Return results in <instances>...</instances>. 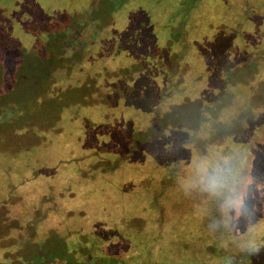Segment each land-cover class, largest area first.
I'll return each instance as SVG.
<instances>
[{
  "label": "rangeland",
  "instance_id": "rangeland-1",
  "mask_svg": "<svg viewBox=\"0 0 264 264\" xmlns=\"http://www.w3.org/2000/svg\"><path fill=\"white\" fill-rule=\"evenodd\" d=\"M111 259L264 264V0H0V264Z\"/></svg>",
  "mask_w": 264,
  "mask_h": 264
},
{
  "label": "clouds",
  "instance_id": "clouds-1",
  "mask_svg": "<svg viewBox=\"0 0 264 264\" xmlns=\"http://www.w3.org/2000/svg\"><path fill=\"white\" fill-rule=\"evenodd\" d=\"M203 183L205 191L220 199L225 224L231 220L233 211L236 219L246 214L247 192L252 181L237 162L230 158L216 162L211 172H205ZM251 247L255 249L254 244Z\"/></svg>",
  "mask_w": 264,
  "mask_h": 264
},
{
  "label": "flooded vegetation",
  "instance_id": "flooded-vegetation-1",
  "mask_svg": "<svg viewBox=\"0 0 264 264\" xmlns=\"http://www.w3.org/2000/svg\"><path fill=\"white\" fill-rule=\"evenodd\" d=\"M74 40H78L77 38H75ZM78 42V41H77ZM246 55V56H245ZM251 55H254V54H251ZM244 56H245V58H244ZM244 56L242 57V59H240V60H238L239 62H241V60L243 61V59H244V66L245 65H247V52H246V54L244 53ZM217 60H218V62H219V64L220 65H222V66H224L225 68H226V70H225V73H224V79H222V78H218V80H215L214 79V82L215 83H213V84H217V82H219L223 87L221 88V87H219V86H216L217 87V93H216V95H215V99H214V101L213 102H211L212 104H214V103H216V101L218 100V99H220V98H223V99H225L226 100V96H220V95H218V93L219 92H221V90L222 89H224V88H226V86L228 85V83L231 81V73L232 72H234V73H236L237 71H246L247 72V70H245V69H240V70H236V71H234V67H235V64L236 63H238L237 61H233V60H231V58H225V59H222V58H220V56H218L217 55ZM233 62L235 63V64H233ZM254 63H252L251 65H249V66H251L252 67V65H253ZM208 67H209V70H210V65L208 64ZM233 73V75H235ZM230 74V75H229ZM212 75H213V77L215 78L216 77V74H215V72H213L212 73ZM219 76V75H218ZM230 76V77H229ZM227 77H229L227 80H225V78H227ZM237 82H240V81H237ZM213 84L211 85V87H213ZM236 84H239V83H236ZM132 89H134V88H132ZM114 90V89H113ZM166 102H168V100L167 99H164V98H160V101L159 102H157V104H156V108H157V106H161L162 104H164V103H166ZM224 102V101H223ZM158 109V108H157ZM214 110V109H213ZM153 113L155 114V112H154V109H153ZM163 116H165V118L167 119V117H166V112H165V115L163 114ZM162 116V117H163ZM173 133V132H172ZM123 239V238H122ZM112 244H114V243H112Z\"/></svg>",
  "mask_w": 264,
  "mask_h": 264
},
{
  "label": "trees",
  "instance_id": "trees-1",
  "mask_svg": "<svg viewBox=\"0 0 264 264\" xmlns=\"http://www.w3.org/2000/svg\"><path fill=\"white\" fill-rule=\"evenodd\" d=\"M74 41H76L77 46H76V47H71V49H72V48L75 49V53H74L73 56L71 55L70 60L77 61L78 59H80V58L82 57L83 52H82V47H81V45H80V41H79V40H74ZM77 41H78V42H77ZM65 48L68 49V48H70V46H69L68 44H66V45H65ZM66 49H64V51H62V53H60V54H61L60 57H58V56L60 55V54H58V56L56 57L57 62H61V61H63L64 59H66V58H65V56H66V54H67V50H66ZM78 55H79L80 58L78 57ZM109 90H110V91H113V90H112V87H110ZM113 171H114V170H113ZM98 177H99V176H98ZM107 263H108V264H117V263L122 264V261H118V260H115V259H111L110 261H107ZM90 264H92V263H90Z\"/></svg>",
  "mask_w": 264,
  "mask_h": 264
}]
</instances>
